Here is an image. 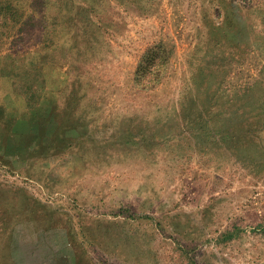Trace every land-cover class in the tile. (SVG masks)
Segmentation results:
<instances>
[{"label": "rangeland", "instance_id": "rangeland-1", "mask_svg": "<svg viewBox=\"0 0 264 264\" xmlns=\"http://www.w3.org/2000/svg\"><path fill=\"white\" fill-rule=\"evenodd\" d=\"M238 1L244 42L210 44L212 0H0V264H264V0Z\"/></svg>", "mask_w": 264, "mask_h": 264}, {"label": "crops", "instance_id": "crops-1", "mask_svg": "<svg viewBox=\"0 0 264 264\" xmlns=\"http://www.w3.org/2000/svg\"><path fill=\"white\" fill-rule=\"evenodd\" d=\"M134 2H137L138 0H133ZM150 1H162V0H150ZM213 3H210L212 6H216L220 9H223L225 11V16H223L220 20V24H215L213 23V25L215 27H213L211 29V31H214V28L218 31V32H209V36L210 38H208L210 41V44H212L211 42H220V44H226V42L229 41H241L244 42V37L246 36L245 33H243L242 29H243V25H245L246 27H248L250 29V23L247 21L245 23H243V21L245 20L244 17L246 16L243 9L244 6L241 4V2H239L238 0H212ZM247 8V7H246ZM243 24V25H242ZM250 37V36H249ZM244 39V40H243ZM249 39V38H248ZM257 79V78H255ZM256 81V80H255ZM29 111V110H28ZM22 114H24V111L18 113L15 115V119L17 117H19L18 119L21 120L22 117H20ZM18 124V123H17ZM192 134V135H191ZM195 132H193V129H189V135L195 137ZM44 146H42L41 150H36L35 146L31 148V150L27 149H22V147H16L15 145V149L14 150V154L15 152L17 153V155L20 157H22V160H14L11 162V169L14 172L20 173L22 172V169H32V166L34 164V161L37 160L36 158L39 159H47L48 157L50 158L51 156H53V154H58L56 153V151H53L52 148V140H47V142L45 141ZM37 153H41L42 155ZM23 164H25L26 166H23Z\"/></svg>", "mask_w": 264, "mask_h": 264}]
</instances>
